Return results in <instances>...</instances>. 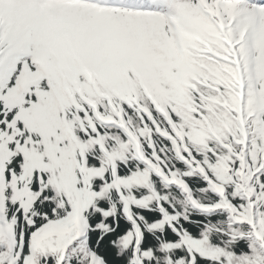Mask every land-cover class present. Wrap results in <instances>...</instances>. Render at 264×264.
Segmentation results:
<instances>
[{
    "label": "snow or ice",
    "instance_id": "snow-or-ice-1",
    "mask_svg": "<svg viewBox=\"0 0 264 264\" xmlns=\"http://www.w3.org/2000/svg\"><path fill=\"white\" fill-rule=\"evenodd\" d=\"M0 264H264V0H0Z\"/></svg>",
    "mask_w": 264,
    "mask_h": 264
}]
</instances>
